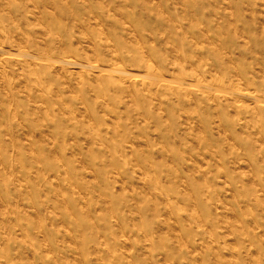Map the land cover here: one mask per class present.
<instances>
[{
	"label": "rangeland",
	"instance_id": "374dc122",
	"mask_svg": "<svg viewBox=\"0 0 264 264\" xmlns=\"http://www.w3.org/2000/svg\"><path fill=\"white\" fill-rule=\"evenodd\" d=\"M0 264H264V0H0Z\"/></svg>",
	"mask_w": 264,
	"mask_h": 264
}]
</instances>
